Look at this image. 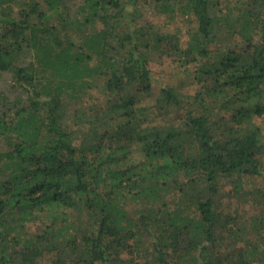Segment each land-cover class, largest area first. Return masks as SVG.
<instances>
[{"label": "trees", "instance_id": "16d2710c", "mask_svg": "<svg viewBox=\"0 0 264 264\" xmlns=\"http://www.w3.org/2000/svg\"><path fill=\"white\" fill-rule=\"evenodd\" d=\"M145 1L0 0V264H264V0Z\"/></svg>", "mask_w": 264, "mask_h": 264}, {"label": "rangeland", "instance_id": "374dc122", "mask_svg": "<svg viewBox=\"0 0 264 264\" xmlns=\"http://www.w3.org/2000/svg\"><path fill=\"white\" fill-rule=\"evenodd\" d=\"M144 3L147 5L144 8V10L146 12L145 18H147L149 20V22L153 26H155L156 30H158L159 32H162V33L178 32V33H180L179 35L181 36L182 41L184 43L187 41L188 37L184 34L185 27H184L183 23H181L180 21L179 22L178 21H170L164 15H159V14L154 15V9L151 5H149V2L144 0ZM155 57H156V59L152 65V68L156 72V79L159 81V85H154L152 92L148 96H143V95L140 96L141 103L144 106H149L150 104L155 102V97L158 94L160 84L164 83V81L169 77L170 72L172 70L171 65L167 61L164 62V61L160 60L159 55H155ZM4 76H5V74H0V81H3V79L6 77L9 80L11 79L10 75L9 76L7 75L6 77H4ZM97 92L98 91L96 90V88L90 90L89 94H86L82 98V100H80V101L85 103L86 105H91L92 103L96 102L98 105H100L102 107V109H104V107H105L104 99ZM73 124H69V128L72 129L76 133L75 134L76 137L74 140L75 144H79V142L82 138V135H83V131H82L83 127L81 125L74 126ZM259 183H260V181L255 180V179L245 181V184L247 187L248 186H255V185H258ZM226 187L228 188V187H230V185H227ZM246 211H247V208H244V212H246ZM46 264H47V262H46Z\"/></svg>", "mask_w": 264, "mask_h": 264}]
</instances>
